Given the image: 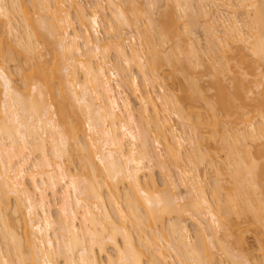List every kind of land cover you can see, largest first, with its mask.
Returning a JSON list of instances; mask_svg holds the SVG:
<instances>
[{
	"label": "clouds",
	"instance_id": "clouds-1",
	"mask_svg": "<svg viewBox=\"0 0 264 264\" xmlns=\"http://www.w3.org/2000/svg\"><path fill=\"white\" fill-rule=\"evenodd\" d=\"M0 264H264V0H0Z\"/></svg>",
	"mask_w": 264,
	"mask_h": 264
}]
</instances>
